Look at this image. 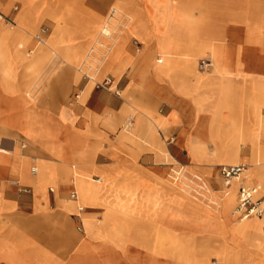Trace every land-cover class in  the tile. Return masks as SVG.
I'll return each mask as SVG.
<instances>
[{"label": "crops", "instance_id": "0c3cea01", "mask_svg": "<svg viewBox=\"0 0 264 264\" xmlns=\"http://www.w3.org/2000/svg\"><path fill=\"white\" fill-rule=\"evenodd\" d=\"M211 3L209 0H0V15L9 23L0 19V147L7 150L0 152V226H4L0 238L4 233L6 237L10 234L14 242L13 233H23L32 240L30 245L13 247L12 244L10 251H0V264H34V258L20 257L19 253H24V247L27 251L35 249L38 237L35 233L39 235V246L59 257L52 250L57 246L52 241H61L64 246L70 243L71 238H63L62 233L65 229L71 233L76 221V215L64 208V202L77 199L74 170L84 169V163L90 164L85 170L96 179L98 174L93 169L111 171L114 167H122L112 158L115 152L95 153L94 145L98 142L97 136L104 143L109 144L107 138L113 143L119 142V131L112 129L116 127V118H123L122 106L131 102L118 104L112 93L93 87L87 90L89 82L84 81L76 68L79 63L47 64L40 78L31 74L27 65L39 47L34 44L30 30L38 25H50L43 35V48L48 53L56 51L63 55L69 51L82 57L92 47L98 25L131 23L124 28V35L105 39L106 43L100 38L98 49L106 52L99 54L122 56L125 53L131 58L122 73H129L122 93L129 97V94H138L133 102L146 107L155 116L167 118L163 126L145 121L139 132L144 142L125 146L139 153L142 159L138 164L146 173L163 178L167 168L160 166V151L164 148L161 129L174 128V150L184 153L186 165L193 166L187 147L195 125L196 108L192 101L173 90L167 78H158V66L151 64L146 78L138 76L145 67V59L163 63L158 49L163 39L170 38V32L167 29L164 35L162 28L155 32L153 24L169 22L176 17L177 9L185 10L187 24H197L200 32L198 37L190 38L181 32L182 36L175 38L213 41V53L208 51L198 56L196 62L198 69L201 58L211 60L207 69H198L203 74L201 83L207 88L205 95L209 103L217 98L218 88H235L240 97L247 99L246 110L253 116L259 103L258 89L264 88V0ZM211 8L216 10L212 12ZM231 25H242L241 30L232 31ZM59 28L65 32L64 41H58L61 39L56 34ZM120 38L123 41L116 46ZM172 58L179 59L174 65L177 75L193 63L192 60L185 62L181 55ZM114 66L116 63L111 65ZM184 78L182 80L191 86L193 78L188 75ZM37 82H43L42 90L36 94L31 90V95L35 96L32 98L25 90L36 87ZM3 83L9 90L4 89ZM159 101L162 106L155 113L154 104ZM88 152H93L89 159ZM94 155L107 160L99 163L93 160ZM38 166L57 183L55 187L39 183ZM85 209L92 210L85 211L91 218L96 214L94 208Z\"/></svg>", "mask_w": 264, "mask_h": 264}, {"label": "rangeland", "instance_id": "374dc122", "mask_svg": "<svg viewBox=\"0 0 264 264\" xmlns=\"http://www.w3.org/2000/svg\"><path fill=\"white\" fill-rule=\"evenodd\" d=\"M209 1H211V4H213L214 2L221 0ZM211 10L213 12L216 9L211 8ZM171 19L174 21L173 23H176L177 25H183L180 28H182L184 31H179V37L181 32H184L182 35H185L189 38L198 37V32H200V30H198V25H194L193 23L187 24V14L185 10L177 9L176 17H172ZM173 23L167 21L164 24H153V31L159 32L162 28L164 29L165 35L167 32V24ZM130 25L131 23L129 25H112L103 22L97 26L98 29H95L97 30L94 31L95 40L93 41L92 47H90L85 56L83 55L80 57L73 55L71 52L70 53L74 58H78L76 59L77 62L74 61V64H77L80 59L79 65L76 68L80 70V75H82L81 77L84 78V81L89 82L87 90H90L93 87V89L98 91L104 90L112 93L113 96L116 97V102L118 104L123 101H131L122 106L126 108L127 111L123 114L122 109L124 108L121 109L123 120L121 119L120 122L123 123L125 119L128 118L130 113H135L136 115L134 114L133 121L138 118H142L154 123V125L157 124L163 126L165 119H167L165 116H155L154 113H152L146 107L142 106L141 104L139 105L138 102H133L134 100H137L135 97H137L138 94H129V97L128 95L122 93L123 86L126 82L125 79L129 75V73H124L123 75L122 73L127 64L131 62V58L126 56L125 53L122 56H106L99 54V52L102 51L106 52V50L98 49L99 46L97 43L100 38H102L103 42H105L107 39L115 37L118 34L124 35V28ZM241 26L242 25H231L230 29L232 31L239 32L241 30L239 27ZM41 27H46L49 30L50 25L42 24L38 25V27L35 29L30 30L33 37L39 32ZM60 29L64 31L63 28ZM173 35L177 36V34ZM64 36L65 32H62L61 35H58V37L61 38L58 41H64ZM189 38L177 39L176 42L178 46L175 47V49H172V51L170 49L169 51H166L169 53L168 58L163 56V54L166 53L165 49H158L160 57L163 58V63L158 64V62L155 61L156 59H145V67L139 72L138 76H140L141 79L146 78V76L149 74L148 69L150 68V65L152 64L158 66V78H167L170 81V86L173 88V90L185 98H188L195 106L196 114L194 127H197L201 123L206 122L208 124L209 122V130L219 129L220 131L227 133L249 131L250 134L254 133V135L257 136V143H259L258 145H260L261 149L264 150V128L259 127L255 121L257 115L261 118H264V107H262L264 106V88L258 89L257 97L259 99V103L257 106H255L252 112L253 116H250V113H248V110H246L248 104L247 99L240 97L241 95L236 92L237 89L235 88H218L217 98L213 103H209V99L205 95L207 93V88L201 83L203 74L197 69L196 62L198 56L208 51L213 53V41L210 39L197 40ZM120 39L121 40H119L116 46H118L121 41H123L122 38ZM173 41L174 39H166L165 42H168V45L173 46L174 48ZM135 43L138 44L139 40L135 41ZM34 44L39 46L40 52H47L43 48L45 46H43L42 43H37L36 40H34ZM187 44L190 45V48L185 46ZM131 45L136 48L134 43H131ZM202 45H209L210 48L203 47ZM137 49L139 50V46H137ZM53 52L56 51H51L49 53L53 54ZM180 55L185 58L183 59L185 62H190L191 60L193 61L189 67V69H191L190 72L184 68V71H182L179 75L174 73L173 77L170 78L159 70L160 67L167 65V63L172 64L176 62V65L179 59L172 58L171 60L170 57H176ZM56 56L57 61L53 59L56 61V63H53L58 64L59 66V64L63 62L62 57L64 56L60 53ZM94 61L98 62L95 63ZM113 63H116V66L111 67ZM48 64L51 65L52 63ZM46 65H44L36 74L37 78L41 77L40 74L42 73V69ZM85 68H90V72L85 70ZM53 73L54 70L51 72V74ZM107 74L112 76V79L110 76H108V78L111 79L110 84H105L102 80V77ZM186 75L193 78L191 86L188 85L191 87L192 97L183 94V90L187 84L182 80V78H184ZM92 76L96 82L91 81L90 83V77ZM41 84H43V82H37L36 87L31 89L33 90L32 94L33 92H35V94L37 92L39 93L42 90L40 87ZM28 89H30V87L26 88L25 93L30 97L35 98L34 95H31V92H29ZM222 89L227 90L225 95L229 97L227 100L229 99L228 101L230 104L223 105L222 100L225 97L221 94ZM196 98L198 99L196 100ZM130 105H133V107ZM154 106V112L156 113L158 112L159 107L162 106V103L159 101L154 104ZM134 108L137 109L134 110L135 112L133 111ZM147 112L149 117L145 118L146 116L144 113L147 114ZM210 120L213 122L211 125ZM122 123L116 125V127L112 129V131H119V142L113 143L106 137L107 141H109V144L104 143L97 136L95 140L98 139V142H96L94 145L97 149L96 151L93 149L95 153H107L106 151L115 152L116 154H114V157L112 158L115 162L121 164L122 167H114V170L111 171H96L93 169V171L98 174L96 179H100L99 182H97L96 179L91 176L90 171L85 170L88 166H90V164L83 162L85 164L84 169L81 167L82 170H74L83 178L79 177L77 180L74 179L75 189L77 190V199L75 200L76 202H64V208L66 211L76 215L74 216V220L76 221L71 227L72 231L75 232V235L69 236L65 232L62 233V235H64L63 238H71L70 243L65 244V246L61 245V241H52L54 245L55 243L57 244V246H54V249H52L57 254V256H59L56 257L46 248L39 246V235L35 233V236H38V239H35L34 250L36 252H41L45 258L41 260L40 263L36 262L34 264H174L171 253L173 252L175 237L179 234L181 236L188 234V236L184 237L183 239V247H188L189 249V245L192 243L195 248H197L195 256L198 259L204 258L209 264H218L220 262V258H223L227 254L232 255L233 252L238 250L245 254L250 253L245 251L246 249L240 246L241 243L236 238L230 239V234L227 232V229H229L232 224L236 223L240 219L237 217V213L234 214L229 222H225V227L223 226L224 228L221 226V224L209 226V224H207L206 221H203V219L199 216L193 218L187 208H185L183 204H179L177 202L176 195L179 193V189L178 187L171 184L174 182L172 179L173 176H175L174 170L180 171L184 167L185 169H189V172H186V175L189 178L192 176V173L200 175L206 174V176L202 177L209 181V183L211 181V188H213L217 194L222 195V191L225 188L223 186V180L219 174V166L222 164L227 165L232 163L227 162L226 158L219 157H213L207 162L199 161L192 158L189 154V151L188 155L193 160V166H187L186 164L188 161L185 159L184 153L174 150L175 147H173V144L176 142V139L174 140L172 136L174 128H171L170 130L161 129V131L164 132L163 138H160L161 141H163L164 150L160 151L162 155L160 166L167 168V173L165 176H163V178L155 176L154 173L150 175L139 166L138 163H140L142 159L139 156V153L132 152L130 148L125 147L126 145L136 146L141 143L142 141L138 139L139 133L134 129L128 138L122 137ZM214 123H216L215 126ZM193 132L194 129L192 134L189 135L190 137H188V139H197L195 133ZM18 144L20 145V143ZM248 144L250 146V142ZM209 151L210 153L215 152L212 143L209 144ZM92 154L93 152L89 153L88 159L92 156ZM93 160H96L100 163L107 159L101 158L100 156L96 158L95 156ZM240 179H242V182L248 184L243 175L240 176ZM187 182L190 184L191 181L188 180ZM40 183H42V185L49 184L53 187H55L57 184L50 180V178H48L45 183ZM121 184L127 187L123 188L124 191H122L123 189L120 187ZM261 184H264V182ZM128 185L130 186L128 187ZM237 188L238 182L235 181V183L232 184V187L228 189V191L232 192L234 199L237 197ZM130 194L132 197H127V195L129 196ZM212 198H214L216 201H219L216 195H214ZM190 200H193L191 196ZM199 204L201 206V210H203L202 208H206L205 203L201 202ZM79 207L83 208V211L81 212L80 216H77V214H79ZM85 208H94V211H96V214L93 215L94 219L86 214L87 211L92 210ZM257 222L258 224H261L259 220H257ZM87 224H92L93 229L95 228V233L90 232ZM3 227L4 226H0V230H3ZM30 227H32V225H30ZM32 233L33 229L30 231L29 235L32 236ZM13 234H15L14 242H12L13 235L9 234L6 237V233L3 234L4 237H2V239L0 238V251L6 252L8 249L10 251L12 244L14 247L17 243L20 246H26V244L30 245L32 243V240L27 239L28 237H25L23 233ZM6 240H10L9 244H4ZM75 240H77V242H74ZM100 241L102 242L100 243ZM78 242L79 246L77 245ZM32 251L33 250L31 249L27 251L24 247V253L20 252L19 255L20 257L26 255L28 258H34ZM158 251L159 253H162L159 257L152 255L154 252H157L158 255ZM246 260L248 264H260L259 257L257 256L247 255ZM238 264H242V262H239Z\"/></svg>", "mask_w": 264, "mask_h": 264}, {"label": "bare ground", "instance_id": "6f19581e", "mask_svg": "<svg viewBox=\"0 0 264 264\" xmlns=\"http://www.w3.org/2000/svg\"><path fill=\"white\" fill-rule=\"evenodd\" d=\"M169 22L173 23L174 21H172V19H170ZM181 26H183V25H180V24L177 25L176 23L167 24V29L170 32V34H169L170 38H165L162 40V42H160V48L165 49V52L167 50L169 51V49L172 51V49H175V47L178 46V44L176 42L177 38H175V37L179 38V33H180L179 31H184L182 28H180ZM62 32H64V31H62L60 28L56 30V34H58V35H61ZM173 34H177V36L173 35ZM166 39H171V40L174 39V41H173L174 48H173V46H169L168 42H165ZM185 46L190 48V45H188V44ZM202 46L210 48L209 45H202ZM200 47H201V45H200ZM54 53L56 55L59 54L56 52H53V54H50V53L48 54L47 52H42V51L41 52L40 51L34 52L33 55L31 56L30 60H29L28 65H27L28 71L31 74H33L34 76H36V74L41 70V68L44 65H46L48 63L53 64V62L57 61V59H56L57 56ZM168 54L169 53L166 52L165 54H163V56L168 58ZM63 56H64V57H62L63 61L68 62V63H74V61H76V59H78L77 57L74 58L73 56H71V53L69 51L67 53L64 52ZM1 58L2 57L0 56V59ZM158 58H157V60H158ZM53 59H55L56 61ZM79 62H80V59H79L78 63ZM94 62L97 63L98 61H94ZM175 63L176 62H174L172 64L167 63V65L160 67L159 70L162 73L169 76L170 78H172L173 74H174ZM184 68H186L188 72H190V70H191V69H189V67H184ZM85 70L90 72L91 69L85 68ZM91 81H95L93 76L90 77V83H91ZM3 85L5 86L6 83H3ZM197 87H198V85H197ZM4 89L9 90L6 86L4 87ZM28 91L31 92V88L28 89ZM226 93H227V90L222 89L221 94H222V96L225 97L222 100L223 105L230 104V102L228 101L229 99L227 100V98H229V97H227L225 95ZM183 94H185L189 97H192L191 96L192 95L191 87L188 85H185V89L183 90ZM197 99L198 98H196V100ZM193 102H195V101H193ZM131 107H133V105ZM122 108H124V107H122ZM135 109L136 108H134L133 111ZM122 110H123L122 111L123 114L127 111L126 108H124ZM134 114L135 113H130L128 115V118H126L123 123L120 122L121 118H118L115 120L116 125H119L120 123H122L121 124L122 132H123L122 137H124V138H128V134H131L132 130H134V129L139 133L141 128H142L143 123H146L145 121H147V120L142 119V118H138V119L133 121ZM144 115L146 116L145 118L149 117L148 112H147V114L144 113ZM255 121L259 127L264 128V118H261L257 115L255 118ZM212 123L213 122H211V120H210V125ZM208 124H209V122H208ZM208 124L206 122H204V123L199 124L197 127H194L193 133H195L197 139H192V138L188 139V147L187 148H188V151H190L189 152L190 156L196 160L206 161V162L210 161L211 158H213V157L214 158L215 157L226 158L227 162H230L232 164H236V163L241 164L244 166V169H243L244 171H242L241 175L244 176V178L248 182V184L242 182V179H240V176H241L240 175L238 179L230 181L229 185H224V183H223V186L225 189H223L222 195H219L216 193V191L213 190V188H211V186H210L211 181L209 183V181H207L204 177H202V176H206V174L200 175V174L192 173V176L189 178L186 175V172H189V169H185L184 167L180 171L174 170L175 176H173V178H172L174 180V182H172L171 184L178 187V189H179V193L176 195L177 202L179 204H183L184 207L187 208V210L189 211L191 216H193V218L196 216H199L200 218L203 219V221H206V223L209 224V226L221 224V226L223 227L225 222H229L231 220V218L234 216V214L236 213L235 206H236V202H237V197L234 199L232 192L228 191V189L232 187V184H234L235 181L238 182V186L241 183L244 185H251L252 184V185L259 186L260 189L264 190V184H261L262 182H264V150H262L261 146L258 145L259 143H257V136H255L254 133L250 134L249 131H242L239 133H232V132L227 133V132H222L219 129L216 130L215 128H214L215 130H212V129L209 130ZM215 124L216 123H214V126H215ZM233 135H237V136H233ZM138 139L141 140L142 142H144L143 138H141L140 136L138 137ZM248 141L250 142V146L248 144L249 143ZM211 143L214 146V150H215L214 153H210V151H209V144H211ZM162 150H164V149H162ZM0 152L5 153V152H7V150H5L3 147H0ZM1 161H2V159H1ZM3 163H5V162H3ZM37 170H38V176H39L38 177L39 183L40 182L45 183V181H47L49 178L48 175L43 174L41 166H38ZM74 173L77 174V176L74 177L75 180H77L79 177H82L76 171H74ZM82 180H84V179H82ZM188 180L191 181L190 184L187 182ZM204 180L207 181L208 183L205 182ZM96 181L99 182L100 179H96ZM255 183H258V184H255ZM172 185H171V187H172ZM129 186L130 185H128V187ZM120 187H121V189H123L126 186L121 184ZM122 191H124V189ZM193 191H194V193H193ZM92 193H94V192H92ZM130 195L129 196L127 195V197L131 198L132 195L131 196ZM214 195H216L218 197L219 201H216L214 198H212ZM190 196L192 197V199L194 201L190 200ZM195 200H196V202H195ZM197 201H199V202H197ZM201 202L205 203V206H206L205 209L202 208L203 210L200 209L201 206L199 203H201ZM82 211H83V208L79 207V212H78L79 214H77V216H80ZM257 220H259L261 223V219H259L256 216L240 218L236 223L232 224V226L229 229H227V232L230 234V239L236 238L241 243L240 246H242L244 249H246L245 251H248L250 253L245 254V253H242L240 250L235 251L232 253V255L227 254L223 258H220L219 259L220 262L218 264H238L239 262H242V264H248V262L246 260L247 255L259 257L260 264H264V234H262V233H264V230H261L262 229L261 224H258ZM87 227L90 229V232L95 233V231H94L95 228L93 229L92 224H87ZM64 232L66 234H68L69 236H70V234H71V236L75 235V232L71 231V233H70V230L68 231L67 229H65ZM186 236H188V234L183 235V236H181L179 234L178 236L175 237V242H174L175 244L173 246V252L171 253V256L173 257L174 264H209L208 261L205 260L204 258L198 259L195 256V252H196L197 248H195V246L192 243H191V245H189V249H188V247H186V248L183 247V244H184L183 239ZM101 242L102 241H100V243ZM103 246H104V244H103ZM99 248H100V246H99ZM106 252H108V251H106ZM99 253H100V251H99ZM161 254L162 253H159V251H158V255H157V252H154L152 255L159 257ZM32 255H34L33 257H34L35 263L36 262L40 263V261L45 258V257H43L41 252H36L35 250L32 251Z\"/></svg>", "mask_w": 264, "mask_h": 264}, {"label": "built area", "instance_id": "2783aa9c", "mask_svg": "<svg viewBox=\"0 0 264 264\" xmlns=\"http://www.w3.org/2000/svg\"><path fill=\"white\" fill-rule=\"evenodd\" d=\"M0 19H3L6 23L8 21L0 15ZM9 24V23H8ZM48 32L46 27H41L39 32L34 36L37 43L43 42V35ZM210 61L207 58H201L198 61V69L205 70L210 65ZM105 84H110L111 79L106 78L103 81ZM244 166L241 164H222L219 166V174L223 180L224 185H229L230 181L236 180L241 175ZM35 168L31 171L35 172ZM236 213L238 218H246L256 216L261 219L262 230H264V190L260 189L256 185H244L240 184L237 189V202Z\"/></svg>", "mask_w": 264, "mask_h": 264}]
</instances>
